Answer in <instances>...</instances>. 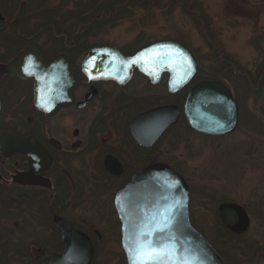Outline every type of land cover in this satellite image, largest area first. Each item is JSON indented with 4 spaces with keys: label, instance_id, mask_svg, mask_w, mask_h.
Masks as SVG:
<instances>
[{
    "label": "flooded vegetation",
    "instance_id": "1",
    "mask_svg": "<svg viewBox=\"0 0 264 264\" xmlns=\"http://www.w3.org/2000/svg\"><path fill=\"white\" fill-rule=\"evenodd\" d=\"M51 1L0 0V68L24 51L28 52L22 66L29 68L22 75L0 69V126L11 135L33 138L39 148L34 164L25 153L0 148V264H50L48 260L52 258L57 261L51 264H85L89 246L90 261L94 264L101 236L100 220L111 228V234H117L126 264L120 240L121 222L114 206L115 193L134 173L154 163L167 164L181 174L176 164L161 157V141L179 125L188 133L201 135L188 125L183 108L190 89L207 79L196 77L197 58L194 77L174 92L170 91L167 68H85V58L95 46H108L129 57L156 41L183 42L174 38L143 40L140 36L120 45L107 41L90 43L85 32L98 30L117 15L122 16L128 4H95L92 11L100 10L101 14L93 15L86 26L82 20L85 10H78L72 15L79 19L78 30L72 33L60 28L57 4ZM231 15L242 19L244 46H249L255 56L239 67L231 57L221 53L217 40L212 39L213 47L218 48L219 66L215 72L225 71L241 78L245 92L260 98L264 93V25H249L248 8L233 4ZM56 56L68 60L74 81L62 92H58L51 77L47 78L48 85L41 76L36 83L29 72L38 59L43 64ZM107 72L118 76L102 78ZM234 98L238 127L240 111ZM255 103L264 113V99ZM167 106L176 109V122L166 126L151 144H140L134 133L142 134V141L147 142L164 119L170 117V109L155 122L140 117ZM104 175L108 177L106 184L118 182L106 187V191L115 188L107 205L103 204L107 198L95 191ZM89 198L101 205L100 213L95 212L96 204L88 203ZM104 251L109 252L107 248Z\"/></svg>",
    "mask_w": 264,
    "mask_h": 264
},
{
    "label": "rangeland",
    "instance_id": "2",
    "mask_svg": "<svg viewBox=\"0 0 264 264\" xmlns=\"http://www.w3.org/2000/svg\"><path fill=\"white\" fill-rule=\"evenodd\" d=\"M57 4L60 28L72 33L77 31L78 20L72 15L85 10L82 19L85 26L99 10L92 6L128 4L122 16L98 30L86 33L92 42H113L117 45L157 38H174L182 41L194 52L201 79L222 81L231 90L239 104V124L228 135L213 137L188 133L182 126L172 128L161 141V157L181 169L191 194L189 215L192 225L218 250L228 264H264V113L255 100L264 99L246 93L244 82L225 71L215 72L217 49L212 39L221 47V53L231 57L239 67L252 61L255 53L244 46L241 18L231 15L232 5L248 8L249 25H264V0H52ZM146 5V6H145ZM85 8V9H84ZM80 10V11H81ZM107 12L109 8L105 9ZM84 13V12H82ZM255 15V16H253ZM255 21H258L257 23ZM83 22V23H84ZM80 26V25H79ZM86 29V27H85ZM242 35V36H241ZM85 38V39H86ZM248 47V48H247ZM237 75V74H236ZM256 77V75H254ZM108 177L99 179L97 194L111 202L115 191L106 187ZM104 186V187H103ZM85 188L86 184H85ZM95 193V196H96ZM88 198V197H87ZM88 203L92 199L87 200ZM222 202H234L242 206L250 217L245 233L226 237L224 225L217 224V207ZM85 203V210H89ZM97 210L100 213L97 202ZM91 205V204H90ZM110 205V204H109ZM101 236L94 264H125L118 244L117 234H111L107 224L99 221ZM223 237V238H222ZM117 240V242H116ZM116 248V249H113ZM107 248L109 252L104 250ZM114 252V253H113ZM121 255V256H120Z\"/></svg>",
    "mask_w": 264,
    "mask_h": 264
},
{
    "label": "water",
    "instance_id": "3",
    "mask_svg": "<svg viewBox=\"0 0 264 264\" xmlns=\"http://www.w3.org/2000/svg\"><path fill=\"white\" fill-rule=\"evenodd\" d=\"M21 18L20 14L17 16ZM28 51L22 52L14 61L2 66V71L21 74L29 69L22 66ZM100 55L99 58H95ZM163 59H155L157 56ZM140 57L136 63L132 60ZM122 66L132 68H167L170 71L169 87L174 92L186 84L195 74L197 63L191 50L175 40H162L147 44L129 57H123L117 50L100 45L90 49L85 58V68H115ZM30 75L36 83L40 76L46 85L48 77L57 84L58 92L74 83L70 64L62 56H56L47 63L37 60ZM47 73V74H45ZM51 73V76L48 75ZM22 75V74H21ZM154 77L157 74H149ZM118 74L107 72L102 78H116ZM167 107L157 108L140 118H151L155 122L170 109V117L164 119L153 136L143 142L136 133L134 136L140 144H151L168 125L176 122L177 111ZM174 108V107H173ZM184 115L191 128L210 136H223L233 132L238 122V106L229 88L217 80H202L189 91ZM139 118V117H138ZM137 121V120H135ZM0 148L13 153H25L31 163L38 157V145L33 138H20L9 134L0 126ZM190 193L188 184L171 166L154 163L134 173L130 180L114 196V205L121 221V246L127 264H131L128 248L134 246L138 239L162 241L173 249V256L178 264H227L212 244L196 230L189 218ZM218 215L227 230L243 233L250 222L245 209L234 202H222L217 207ZM167 222L164 232H154L151 237H141L140 233L149 232ZM91 248L85 257V264H91ZM57 261V258L48 260Z\"/></svg>",
    "mask_w": 264,
    "mask_h": 264
},
{
    "label": "snow or ice",
    "instance_id": "4",
    "mask_svg": "<svg viewBox=\"0 0 264 264\" xmlns=\"http://www.w3.org/2000/svg\"><path fill=\"white\" fill-rule=\"evenodd\" d=\"M140 57L132 60L130 63H136ZM155 59H163V56H157ZM167 222L163 226L157 227L149 232L140 233L141 237H151L154 232H164ZM131 264H178L173 256V249L162 241H153L152 239H138L134 246L128 248Z\"/></svg>",
    "mask_w": 264,
    "mask_h": 264
},
{
    "label": "trees",
    "instance_id": "5",
    "mask_svg": "<svg viewBox=\"0 0 264 264\" xmlns=\"http://www.w3.org/2000/svg\"><path fill=\"white\" fill-rule=\"evenodd\" d=\"M100 11V10H99ZM198 78H200V77H198ZM217 224L219 225V226H222L223 225V223H222V221H221V219H220V217L219 216H217ZM221 228H223V226L221 227ZM199 230V229H198ZM200 231V230H199ZM223 231H225L223 234H222V232L220 231V234L222 235V236H224L225 234H226V237H234V235H236V234H233V233H231V232H229L226 228H225V230H223ZM223 238V237H222ZM215 247V246H214ZM218 251V250H217Z\"/></svg>",
    "mask_w": 264,
    "mask_h": 264
}]
</instances>
